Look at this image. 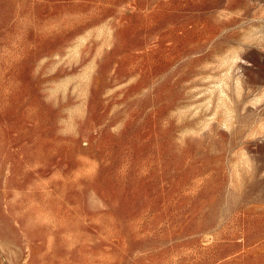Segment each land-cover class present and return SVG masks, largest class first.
Here are the masks:
<instances>
[{
    "label": "rangeland",
    "instance_id": "rangeland-1",
    "mask_svg": "<svg viewBox=\"0 0 264 264\" xmlns=\"http://www.w3.org/2000/svg\"><path fill=\"white\" fill-rule=\"evenodd\" d=\"M0 264H264V0H0Z\"/></svg>",
    "mask_w": 264,
    "mask_h": 264
}]
</instances>
